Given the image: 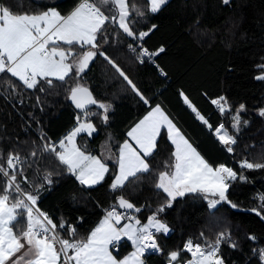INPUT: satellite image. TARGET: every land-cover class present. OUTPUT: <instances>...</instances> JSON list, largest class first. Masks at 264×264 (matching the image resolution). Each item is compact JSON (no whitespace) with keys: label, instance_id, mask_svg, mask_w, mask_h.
<instances>
[{"label":"trees","instance_id":"trees-1","mask_svg":"<svg viewBox=\"0 0 264 264\" xmlns=\"http://www.w3.org/2000/svg\"><path fill=\"white\" fill-rule=\"evenodd\" d=\"M3 2L15 11L35 12L55 6L66 15L79 0H22V7H18V0ZM128 2L130 6L133 3L145 6V0ZM130 19L136 32L148 31L153 24L157 26L144 38V43L150 51L165 49L157 56V62L166 75L162 77L156 69L140 64L128 50L132 38L117 24L106 23L103 36L98 34L99 50L119 65L147 98L148 104L141 101L112 65L98 54L79 82L87 86L98 101L110 103L112 110L108 113L107 124L97 115L93 123L98 134L92 138L80 135L79 144L90 153L100 154L101 150L111 148L116 155L127 138V131L153 107L164 108L165 105L213 166L232 167L242 172L247 181L232 182L228 199L238 205L235 209L224 202L210 208L208 200L200 194L178 198L172 208L160 214L173 231L168 236L158 235V241L168 252L182 248L189 238L203 244L204 239L214 240L219 232L229 231L240 249L222 246L221 254L227 264H258L250 249L257 244L264 247V219L251 209L261 206L259 197L264 195V169L242 170L239 162L247 159L264 163V117L259 115V109L264 108V81L255 79L260 74L258 66L264 64V0H231L230 5H224L221 0H169L156 14L146 11L143 18ZM60 46L69 47L63 43ZM75 82L76 77L69 78L67 84L54 80L55 86L41 93L27 89L10 74H0V153L6 158L8 153L18 152L25 160L22 175L17 177L21 188L33 194L39 188L37 206L52 218L65 238H68L66 230L59 229L61 218L76 227L78 238L86 237L103 218L102 209H108L121 194L142 208L133 215L146 223L147 216L164 203L163 194L153 185L156 173L164 169L165 161L170 160L174 151L166 130H162L153 156L147 158L151 173L144 174L137 184L116 193L110 191L109 184L116 171L115 160L109 163L110 172L102 184L83 188L66 172L54 153L43 150L45 141L40 139L46 134L48 140L57 142L71 129L76 110L66 97ZM11 85H15L14 91ZM181 93L209 121L213 130L223 123L229 134L236 137L233 153L224 152L211 136L213 130L201 124L184 105ZM37 96L40 97L39 105ZM220 96L227 97L232 114L240 104L246 106L247 110L241 113L238 132L231 127V114H220L217 106L211 103ZM93 108L102 112L97 106ZM243 121H247V125ZM32 151L37 152L35 157L30 155ZM49 172L52 173L51 185L44 181ZM4 180L0 176V189ZM249 234L256 236L257 241L247 240ZM146 260L148 264H164L165 257L151 254Z\"/></svg>","mask_w":264,"mask_h":264},{"label":"snow or ice","instance_id":"snow-or-ice-1","mask_svg":"<svg viewBox=\"0 0 264 264\" xmlns=\"http://www.w3.org/2000/svg\"><path fill=\"white\" fill-rule=\"evenodd\" d=\"M221 2L230 5L231 0ZM167 3L168 0H145V6L142 7L135 3L130 6L128 0H79L65 15L55 6L35 12L15 11L11 5L0 0V74H10L27 89L41 93L52 89L55 86L54 80L67 84L69 78H77L74 86L68 89L66 97L79 110L75 116V126L58 144L48 140L46 134H42L40 139L45 141L43 150L54 153L59 163L65 166L66 172L74 176L85 188L102 184L110 172L109 164L102 155H92L77 143V137L81 134L92 137L97 132L91 116L99 115L101 122L107 124L108 113L112 110L110 103L98 101L90 89L79 82L90 62L98 54L103 56L140 100L148 104L147 98L119 65L99 50L98 34L103 36L105 24L111 22L118 24L123 33L134 41H143L157 26L153 24L148 31L136 32L130 17L143 18L146 11L156 14ZM22 6V0H18V7ZM61 42L69 47H61ZM128 47L134 53L137 52V47L140 48L137 53L140 63H144L145 58L151 60L165 51L163 47L150 51L139 44L135 47L130 44ZM258 67L260 74L256 75L255 79L264 81V64ZM160 71L162 75H166L162 69ZM11 87L14 91L15 85ZM181 96L196 118L213 130L212 125L189 98L183 93ZM36 100L39 105L40 97L37 96ZM211 103L217 106L220 114H231V127L238 132L241 113L247 110L246 106L240 104L232 114L233 109L227 97L220 96ZM89 106H97L102 112H91ZM259 115L264 117V108L259 109ZM243 123L247 125L248 122ZM162 128H166L167 138L174 145L170 160L165 161L164 169L156 173L153 185L158 193L163 194L164 203L147 216L146 223H142L137 216L129 214L139 213L142 208L137 207L124 195H118L115 197V203L104 210L103 218L83 238H78L76 227L62 218L59 229L66 230L68 238L60 234L57 224L37 206L39 188L36 189V194H33L24 191L20 186L21 182L17 177L22 175L25 160L18 152L8 153L6 158L0 153V160L4 161L0 163V176L5 178L0 189V264H147L146 256L151 254L164 256V264H227L221 254L222 246L227 245L232 250L240 249V244L232 239V233L229 231L219 232L214 240L204 239L203 244L189 238L182 248L168 252H165L157 239L158 235L168 236L173 231L169 224L160 218V214L172 208L178 198L200 194L208 200L210 208L224 202L235 209L238 205L228 199L229 189L232 182L247 181L242 172L238 173L232 167L225 164L213 166L209 163L160 105L152 108L127 132L135 147L127 139L119 146L116 171L112 175L109 189L116 193L126 186L131 188L144 174L151 173L147 158L153 156L156 151ZM213 131L226 151L233 153V146L237 144L236 137L229 134L223 123ZM30 155L35 157L37 152L32 151ZM239 168L264 169V163L242 159ZM51 176L52 173L49 172L44 177V181L49 185L53 182ZM23 179L27 182L26 177ZM13 193L17 195L14 196ZM259 200L260 208H253L251 211L264 219V195H261ZM117 209H123L124 212ZM80 220L82 222L83 218ZM203 236L201 233V238ZM122 238L131 243L133 250L120 257L118 250ZM246 239L257 241V237L251 234L247 235ZM250 251L257 258L258 264H264V247L257 244ZM185 254H188L187 258Z\"/></svg>","mask_w":264,"mask_h":264},{"label":"crops","instance_id":"crops-1","mask_svg":"<svg viewBox=\"0 0 264 264\" xmlns=\"http://www.w3.org/2000/svg\"><path fill=\"white\" fill-rule=\"evenodd\" d=\"M35 1H38V0H35ZM44 1H47V0H43V2ZM169 1V0H168ZM38 2H40V1H38ZM117 26H118V24H117ZM120 29V28H119ZM121 31H122V29H121ZM62 43V42H61ZM181 100H182V102L184 103V100H183V96H181ZM184 105L185 106H187L189 109H190V111L192 112V110H191V108L187 105V104H185L184 103ZM154 108V107H153ZM161 108L164 110V112L169 116V118L173 121V123L174 124H176V126L181 130V132L185 135V137L187 138H189L190 140H191V138L189 137V135L187 134V132L184 130L183 131V129L177 124V122L173 119V117H172V115H171V113H170V111L167 109V107H165V105H164V108L161 106ZM152 110V109H151ZM150 110V111H151ZM148 114V113H147ZM146 114V115H147ZM192 114L194 115V117L196 118V115H195V113H193L192 112ZM145 115V116H146ZM144 118V117H143ZM142 118V119H143ZM197 119V118H196ZM198 120V119H197ZM201 124H202V122L200 121V120H198ZM139 122V121H138ZM137 122V123H138ZM134 126V125H133ZM132 126V127H133ZM131 127V128H132ZM130 128V129H131ZM129 129V130H130ZM163 129H165L166 130V128H162V130ZM128 130V131H129ZM162 130H161V132H162ZM127 131V132H128ZM98 134V130H97V132L96 133H94L93 134V136H96ZM81 135H85V134H81ZM65 136V135H64ZM64 136H62V138L64 137ZM87 136V135H86ZM92 136V137H93ZM79 137V136H78ZM78 137H77V143L79 144V142H78ZM92 137H89V138H92ZM62 138H60V139H62ZM187 138V139H188ZM59 139V140H60ZM127 140H129V142L130 143H133V146L135 147V144H134V142L133 141H131V139L127 136V138H126ZM159 139V138H158ZM188 139V140H189ZM58 140V141H59ZM58 141L56 142L57 144H58ZM192 141V140H191ZM124 142V141H123ZM123 142L120 144V145H122L123 144ZM190 142V141H189ZM193 142V141H192ZM191 143V142H190ZM194 144V145H193ZM80 145V144H79ZM192 145L194 146V147H196V149H197V151H199L200 153H201V155L202 156H204L203 155V153L198 149V147L196 146V144L193 142L192 143ZM173 147H174V145H173ZM59 150V149H58ZM119 151V150H118ZM92 155H102L103 156V158L108 162V164L110 163V162H114L115 160H116V155H115V152L111 149V148H106V149H103V150H101V152H100V154H95V153H91ZM109 155L111 156V159H109ZM204 158L206 159V157L204 156ZM207 160V159H206ZM209 162V161H208ZM210 163V162H209ZM74 177V176H73ZM75 178V177H74ZM78 182V181H77ZM79 183V182H78ZM83 188H85L84 186H82ZM10 202H11V200H10ZM124 240V238H122V244H121V254H120V257H123L124 255H127L129 252H131L133 249H132V247H131V243L129 242V241H127V239L125 240V241H123ZM115 254V253H114ZM147 261V260H146ZM147 264H148V262H147Z\"/></svg>","mask_w":264,"mask_h":264},{"label":"built area","instance_id":"built-area-1","mask_svg":"<svg viewBox=\"0 0 264 264\" xmlns=\"http://www.w3.org/2000/svg\"><path fill=\"white\" fill-rule=\"evenodd\" d=\"M133 45L134 47L137 45V44H139V45H141L143 48H147L146 47V45H145V43H144V39H143V41H134L133 39L130 41V43H129V45ZM148 49V48H147ZM128 50L130 51V53L131 54H133L134 56H135V58L137 59V53L140 51V48L139 47H137V52H132L130 49H129V47H128ZM137 61H138V59H137ZM140 63V62H139ZM140 64H142V65H144V64H146V65H148V66H150V67H152V68H154V69H156L157 70V72H158V74H160L162 77H165V75H162L161 74V66L158 64V62H157V56H154V57H152V59L151 60H148L147 58H145V62L144 63H140ZM158 66V67H157ZM164 72V71H163ZM89 110L91 111V112H94V113H98V111L96 110V109H94L93 107H91V108H89ZM79 112L78 111H75V114H74V124L72 125V127H71V129L75 126V116L78 114ZM96 117H97V115H94V116H91L90 117V119L92 120V122H94V120L96 119ZM70 129V130H71ZM69 130V131H70ZM68 131V132H69ZM67 132V133H68ZM66 133V134H67ZM65 134V135H66ZM211 136L213 137V139L218 143V145L224 150V152L227 154V155H230L231 153H228L227 151H226V149H225V146H223L220 142H219V140L217 139V137L214 135V131L213 132H211ZM106 208H103L102 209V212H103V216H104V210H105ZM118 211H121L122 213L124 212V210L123 209H117ZM129 214L130 215H133L132 214V212H129ZM126 240V238H124V240L123 241H125ZM121 244H122V242H121ZM121 245H120V247H119V250H118V252H119V256H120V254H121ZM116 254V253H115Z\"/></svg>","mask_w":264,"mask_h":264},{"label":"water","instance_id":"water-1","mask_svg":"<svg viewBox=\"0 0 264 264\" xmlns=\"http://www.w3.org/2000/svg\"><path fill=\"white\" fill-rule=\"evenodd\" d=\"M95 58H96V57H95ZM95 58H94V59H93V60L90 62V65H91V64H92V62L95 60ZM90 65H89V67H90ZM93 96H94V95H93ZM69 102L72 104V102H71L70 100H69ZM72 105H73V104H72ZM73 107H74V105H73ZM90 107H92V106H89V108H90ZM74 109H75V110H77V111H79V110H78V109H76L75 107H74Z\"/></svg>","mask_w":264,"mask_h":264},{"label":"rangeland","instance_id":"rangeland-1","mask_svg":"<svg viewBox=\"0 0 264 264\" xmlns=\"http://www.w3.org/2000/svg\"><path fill=\"white\" fill-rule=\"evenodd\" d=\"M38 1H40V2H43V0H38ZM37 1V2H38ZM47 1H52V0H47ZM47 1H44V2H47ZM242 121V120H241ZM203 124V123H202ZM213 132V131H212ZM209 133V132H208ZM210 134H211V132H210ZM188 138V137H187ZM189 139V138H188ZM189 141L191 142V143H193L190 139H189ZM194 145V144H193Z\"/></svg>","mask_w":264,"mask_h":264}]
</instances>
